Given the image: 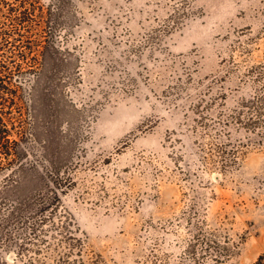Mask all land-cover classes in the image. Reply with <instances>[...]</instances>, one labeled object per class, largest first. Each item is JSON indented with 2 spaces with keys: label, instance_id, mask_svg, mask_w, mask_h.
Returning <instances> with one entry per match:
<instances>
[{
  "label": "rangeland",
  "instance_id": "obj_1",
  "mask_svg": "<svg viewBox=\"0 0 264 264\" xmlns=\"http://www.w3.org/2000/svg\"><path fill=\"white\" fill-rule=\"evenodd\" d=\"M67 2L57 95L79 161L62 194L83 242L72 258L264 264V126L236 118L264 90V0Z\"/></svg>",
  "mask_w": 264,
  "mask_h": 264
},
{
  "label": "trees",
  "instance_id": "obj_2",
  "mask_svg": "<svg viewBox=\"0 0 264 264\" xmlns=\"http://www.w3.org/2000/svg\"><path fill=\"white\" fill-rule=\"evenodd\" d=\"M4 7L6 21L0 19V264H50L56 250L53 264H87L82 257L72 258L83 242L71 212L62 209V194L73 182L71 165L79 163L73 155L76 136L61 119L62 111L71 109L64 95H57L63 82L60 68L71 64L68 50L58 42L68 2L53 0L46 7L38 0L15 4L0 0V9ZM182 13L185 9L178 8L175 17L182 18ZM258 75L264 77V69ZM28 76L34 78L29 86ZM72 106L79 110L73 102ZM33 113L35 124L27 118ZM236 118L249 128L263 127L264 90L245 99ZM8 253L14 255L12 261Z\"/></svg>",
  "mask_w": 264,
  "mask_h": 264
}]
</instances>
